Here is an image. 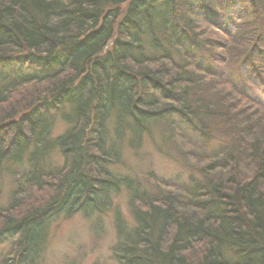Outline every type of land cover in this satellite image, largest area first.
I'll use <instances>...</instances> for the list:
<instances>
[{"label": "trees", "instance_id": "1", "mask_svg": "<svg viewBox=\"0 0 264 264\" xmlns=\"http://www.w3.org/2000/svg\"><path fill=\"white\" fill-rule=\"evenodd\" d=\"M3 67L0 264H36L49 219L121 188L120 264H264V0H0ZM156 128L187 177L111 170Z\"/></svg>", "mask_w": 264, "mask_h": 264}, {"label": "rangeland", "instance_id": "2", "mask_svg": "<svg viewBox=\"0 0 264 264\" xmlns=\"http://www.w3.org/2000/svg\"><path fill=\"white\" fill-rule=\"evenodd\" d=\"M217 32V31H214ZM218 34L213 33L210 37L215 38ZM15 73L11 68L0 69V88L11 84ZM258 90V88H254ZM70 106L63 104L59 110L48 115L47 123L51 122L50 131L52 135H58L68 127L62 115L68 113ZM48 123V124H49ZM154 136H145L137 151L122 145V161L118 165L110 167L111 170L124 176H132L137 171L138 176L147 172V169L155 171L160 177L180 174L185 178L189 172L172 156L161 153V148H167L163 137L158 129ZM110 132V131H109ZM220 135V134H219ZM222 137V136H221ZM162 140V141H160ZM211 144V142H209ZM134 152L138 153L137 155ZM53 164L59 161V156L52 152L48 156ZM0 174V205L7 203L10 187V177L6 176L9 169H14L11 162H5ZM7 172V173H6ZM144 178V177H142ZM146 181V180H145ZM127 192L121 188L114 194L113 203L109 210L86 215L75 211L69 216L60 215L48 220L45 225L44 238L42 239V250L36 264H120L111 255L109 248L115 239V217L121 214L128 225H133L130 209L127 205ZM10 240L0 244V257L5 256L10 250Z\"/></svg>", "mask_w": 264, "mask_h": 264}]
</instances>
